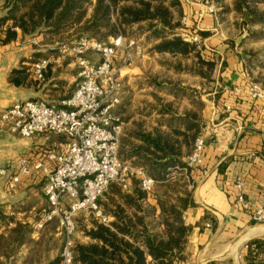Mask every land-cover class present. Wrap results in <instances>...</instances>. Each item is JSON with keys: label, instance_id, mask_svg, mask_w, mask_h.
<instances>
[{"label": "crops", "instance_id": "1", "mask_svg": "<svg viewBox=\"0 0 264 264\" xmlns=\"http://www.w3.org/2000/svg\"><path fill=\"white\" fill-rule=\"evenodd\" d=\"M3 2L0 0V5ZM208 6H213L215 11L198 20L197 14ZM179 9L181 13L175 12V19L189 30H198L205 47L195 46L185 54L159 52L154 49L159 39L147 42L148 34L138 37L145 50L155 53L128 65L119 64L123 88L121 102L114 112L123 121L122 137L130 132L154 130L185 132L183 117L188 112H198V119L194 117L192 121L200 123L205 148L202 164L191 172L195 181L194 205L183 212L191 231L184 251L186 260L178 264H264L250 258L247 245L255 238H264V224L252 221L253 212L264 201V101L253 100L248 95L251 83L264 86V0H180ZM244 10L249 11L248 20ZM91 12L92 7L88 16ZM3 13L0 10V15ZM183 17H187L186 24L182 23ZM181 28L176 31L181 32ZM243 34V40L237 44ZM58 42L48 35L45 38L20 35L12 43L0 46V111L20 99L59 104L72 94L79 70L74 68L75 60L64 52L52 56L44 80L29 76L21 85L9 81L14 69L30 66L25 60L32 58V54H37L36 60L43 58ZM204 60L212 63V69L205 75ZM131 139L140 143L135 137ZM65 143L64 137L49 132L26 139L0 129V163L10 165L14 158L23 156L32 168L31 175L22 176L14 190L4 180L0 182V204H6L4 214L15 217L9 225L0 222V235L7 236L8 229L17 221L31 224L37 213L48 205L44 195L46 174L34 169V164L44 160L51 168L53 163L47 160V154L60 150ZM183 152L186 163L185 148ZM125 163L133 169L146 170L131 161ZM238 180L244 182L243 201H238ZM149 196L148 202L154 204L155 199L150 193ZM106 215L110 222L114 220L112 215ZM36 223H32L34 242L41 235ZM90 227L86 220L84 228ZM60 235L57 225L54 236ZM75 240L90 241L83 227L77 229ZM29 251L26 243H20L15 253L19 260L13 264L46 263L45 254L37 260L34 253L33 261L26 263L24 259ZM52 251H49L51 259L58 255L53 256ZM0 264H12L11 257L1 254Z\"/></svg>", "mask_w": 264, "mask_h": 264}, {"label": "trees", "instance_id": "2", "mask_svg": "<svg viewBox=\"0 0 264 264\" xmlns=\"http://www.w3.org/2000/svg\"><path fill=\"white\" fill-rule=\"evenodd\" d=\"M179 6L180 0H4L0 5L4 12L0 15V46L12 43L20 35H43L44 38L48 35L51 39L57 38L58 45H62L71 39L108 42L119 34L133 38L148 34L147 42L159 39L154 46L156 51L185 54L195 49V44L177 34V28H184L180 20L175 19V12L181 13ZM34 56L37 54L25 60L30 66L14 69L9 77L11 83L21 85L29 76L34 79L32 66L37 61ZM203 64L207 67L205 75L212 69V63L204 60ZM199 103L197 99V108ZM198 115V112L186 113L183 117L185 132L154 130L130 132L122 137L121 160L144 167L146 174L155 179L156 185L150 194L156 202H148L149 193L142 190L134 173L130 174L128 190H123L117 181L111 182L98 202L104 213L112 215L114 220L105 225L89 215L91 227L83 226V231L90 241L75 240L72 264H178L186 260L184 251L191 226L183 219V212L194 205L195 181L189 175L172 177L168 168L185 167L183 148L188 156L201 136L200 123L192 121L194 117L198 119ZM131 137L140 143H135ZM43 208L33 219L34 223L44 216L48 205ZM5 211L6 204H0V222L9 225L15 217L4 214ZM32 223L17 221L8 229L7 236L1 234L0 255L11 257L13 264L19 260L15 255L19 244L26 243L30 247L24 259L26 263L33 261L34 253L37 260L45 254V264H59V254L52 259L49 257L53 244L60 239L54 236L58 220L46 222L36 242L32 238ZM247 245L250 258L264 263V238H255Z\"/></svg>", "mask_w": 264, "mask_h": 264}, {"label": "built area", "instance_id": "3", "mask_svg": "<svg viewBox=\"0 0 264 264\" xmlns=\"http://www.w3.org/2000/svg\"><path fill=\"white\" fill-rule=\"evenodd\" d=\"M214 11L213 6H208L197 14V19ZM182 23H187V17L182 18ZM183 27L178 35L195 44L198 49L205 47L198 30ZM120 48L140 54L142 43L138 38H127L123 34L108 42L79 39L73 47L79 66V80L69 97L59 104L20 99L0 114V128L11 134L30 139L36 134L49 132L66 140L63 148L47 154V160L53 163L51 168L44 160L34 164V169L46 174L44 195L48 202V210L36 227L42 228L46 222L58 220L59 231L64 238L59 264H72L78 214L92 215L100 223L109 224L110 218L98 200L111 182L117 181L123 190H128L130 174L134 173L140 180L142 190L151 193L156 185L155 179L144 170L133 169L120 157L124 126L120 116L114 112L121 102L123 88L122 68L114 65ZM87 49L96 52L99 59L84 56ZM50 62V58L43 57L33 63V74L37 80L44 79ZM248 95L253 100L264 101V86L251 83ZM204 148L205 140L200 136L187 156L185 167L171 169L170 176H191L192 170L203 162ZM31 173L32 168L26 157L19 158L15 171L8 172L6 168H0V175L6 176L10 190L17 187L22 176H30ZM236 186L239 190L238 201H243L244 182L238 180ZM252 221L264 223V201L253 212Z\"/></svg>", "mask_w": 264, "mask_h": 264}, {"label": "rangeland", "instance_id": "4", "mask_svg": "<svg viewBox=\"0 0 264 264\" xmlns=\"http://www.w3.org/2000/svg\"><path fill=\"white\" fill-rule=\"evenodd\" d=\"M168 4H169V2H168ZM175 18H176V16H175ZM134 30H136V29H134ZM177 34H180V32H178ZM127 38H131V37L127 36ZM71 40H68V41H70L69 43H65V44H62V45H57L56 48L50 50V52L48 53V55L45 56V57H48L51 60V58H52L53 55L57 56L59 53H63L64 52L63 54H66V56H68V58H73V60H75V62H76V58L77 57H76V52L74 51L73 47L77 44V42L79 40H76V39H71ZM141 43H142V51H141L140 54L133 53V51H130V50H124L123 48L118 49L117 54H116L115 59H114V65L116 67H120L119 64H121V65L127 64L128 65V64H131L133 61H135V60H137L139 58L142 59V57H145V56H147L150 53L151 54L155 53L154 51L150 52V49L145 50V47H144L145 45H143V41H141ZM96 54L97 53L94 52L93 50L87 49L85 51V53H84V56H86V57L94 60V59L97 58V55L98 54L97 55ZM128 54H130V56H128ZM54 64H56V63H54ZM74 68H75V70H79V66H78L77 62H76V65H75ZM56 70H59V67ZM61 70H64V69H61ZM77 83H76V86H77ZM1 112L2 111H0V114H1ZM3 131L6 132V133H9V132H7L5 130H3ZM21 157H23V156H18L16 158H14V161L10 165H8V164L2 165V163H0V168H6L8 170V172L13 171L14 169L17 168L18 160ZM3 180L6 182V176L4 177V176H1L0 175V182L2 183ZM191 187H192V183H190V185H189V188H191ZM87 217H89V216L88 215H85L83 213L78 214V216H77V229H79V230L82 229V227L86 223V220L88 221V218ZM76 233H77V231H76ZM79 235H80V233H79ZM59 238L60 239L56 243L53 244V245H55L53 247V251H52L53 252L52 253L53 256L56 255V254H59L60 255V250H61V247L63 246V242H64L63 235H60Z\"/></svg>", "mask_w": 264, "mask_h": 264}, {"label": "water", "instance_id": "5", "mask_svg": "<svg viewBox=\"0 0 264 264\" xmlns=\"http://www.w3.org/2000/svg\"><path fill=\"white\" fill-rule=\"evenodd\" d=\"M244 16H245V19L248 20V18H249V11H248V10H244ZM244 35H245V34L239 36V38L237 39V44H239V43L243 40ZM263 224H264V223H263ZM228 253H229V252H227L226 254L222 255V257L226 256Z\"/></svg>", "mask_w": 264, "mask_h": 264}, {"label": "bare ground", "instance_id": "6", "mask_svg": "<svg viewBox=\"0 0 264 264\" xmlns=\"http://www.w3.org/2000/svg\"><path fill=\"white\" fill-rule=\"evenodd\" d=\"M249 234H247V236H248ZM240 244V243H239ZM236 250V249H235Z\"/></svg>", "mask_w": 264, "mask_h": 264}]
</instances>
